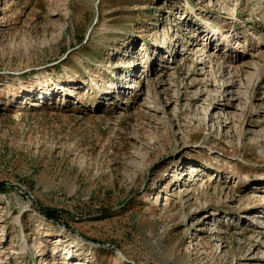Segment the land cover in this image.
I'll return each mask as SVG.
<instances>
[{"label":"rangeland","instance_id":"obj_1","mask_svg":"<svg viewBox=\"0 0 264 264\" xmlns=\"http://www.w3.org/2000/svg\"><path fill=\"white\" fill-rule=\"evenodd\" d=\"M80 262L264 264V0H0V264Z\"/></svg>","mask_w":264,"mask_h":264},{"label":"bare ground","instance_id":"obj_2","mask_svg":"<svg viewBox=\"0 0 264 264\" xmlns=\"http://www.w3.org/2000/svg\"><path fill=\"white\" fill-rule=\"evenodd\" d=\"M209 22H206L205 24H208ZM195 25H198L199 27H200V25L201 24H199V23H196ZM194 28H196V27H194ZM204 31H202L201 33L199 32L198 34H205L206 36H205V39H206V41H208L209 42V47H210V51L212 52V53H210V54H212V55H215V57H216V55L217 54H222V55H224L225 53H229V55H230V57H232V55H231V53H232V51H231V48L230 47H232V45L233 44H236L237 43V40H234V41H232L233 42V44H232V42H231V40H232V38H235V36H237V24L234 26V27H232L233 29H231L232 31H231V34H230V36L229 35H225V33H221L222 31H225V29L224 28H219L218 30H215V31H210L209 29H207L206 28V26H204ZM198 29V28H197ZM215 29V28H214ZM200 31V30H199ZM196 32V31H195ZM228 32V31H227ZM234 32H236V33H234ZM219 33H221L222 35H220ZM195 34V33H194ZM197 34V33H196ZM214 35H217V37H214ZM196 36H200V35H196ZM195 36V37H196ZM234 36V37H233ZM200 39H201V37H200ZM203 39V38H202ZM222 39V40H221ZM237 39V38H236ZM204 40V39H203ZM205 41V42H206ZM223 42V44L221 45H219V43L218 42ZM198 44V43H197ZM207 45V44H206ZM196 46V45H195ZM172 52H173V50H172ZM179 53V52H178ZM183 54V51H181V53L180 54H178V56L180 57L181 55ZM177 56V57H178ZM209 56V55H208ZM170 59V57H168V60ZM176 60V58H173L172 59V61H175ZM203 60V59H202ZM205 64V63H204ZM205 66V65H204ZM205 68V67H204ZM233 84L234 83H232V85H230L229 87H232L233 86ZM225 115V114H224ZM190 169H192V171L193 172H196V171H198V169H197V167H195V166H192ZM255 187V189L256 190H258V188H260L259 186H254ZM263 212L261 211V212H255L254 214H255V217H257V218H260V217H262V214ZM262 226V225H261ZM43 246V245H42ZM79 264H81V262L79 263Z\"/></svg>","mask_w":264,"mask_h":264},{"label":"trees","instance_id":"obj_3","mask_svg":"<svg viewBox=\"0 0 264 264\" xmlns=\"http://www.w3.org/2000/svg\"><path fill=\"white\" fill-rule=\"evenodd\" d=\"M53 212H54V211L49 210V209H48V210H43V211H42V213H43L45 219H46V220H49V221L53 220L54 217H55V215L53 214Z\"/></svg>","mask_w":264,"mask_h":264}]
</instances>
